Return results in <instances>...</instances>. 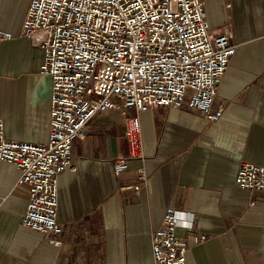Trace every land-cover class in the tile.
I'll use <instances>...</instances> for the list:
<instances>
[{
    "label": "crops",
    "instance_id": "1",
    "mask_svg": "<svg viewBox=\"0 0 264 264\" xmlns=\"http://www.w3.org/2000/svg\"><path fill=\"white\" fill-rule=\"evenodd\" d=\"M28 1L0 0V32L12 36L0 39V118L6 139L44 144L50 79L39 73L42 50L20 35ZM203 1L210 32L229 29L235 46L212 102L219 119L184 107L139 113L144 158L114 174L110 159L127 155L122 118L96 112L57 177L58 247L20 225L26 188L0 161V264H152L150 236L167 206L192 215L189 231L175 229L185 264H264V191L234 183L239 164L264 163V0Z\"/></svg>",
    "mask_w": 264,
    "mask_h": 264
},
{
    "label": "built area",
    "instance_id": "2",
    "mask_svg": "<svg viewBox=\"0 0 264 264\" xmlns=\"http://www.w3.org/2000/svg\"><path fill=\"white\" fill-rule=\"evenodd\" d=\"M20 35L42 50L39 73L50 79L47 140H8L0 118V161L17 169L14 185L26 188L20 225L52 247L60 245L57 177L71 167V141L83 137L96 112L115 109L122 118L127 155L110 159L114 174L144 158L139 113L184 107L207 122L221 116L212 102L235 46L229 29L210 32L203 0H29ZM11 37L0 32V39ZM234 183L264 191V163L239 164ZM191 223L188 211L165 207L150 236L152 264H185L186 244L175 229L189 231Z\"/></svg>",
    "mask_w": 264,
    "mask_h": 264
}]
</instances>
